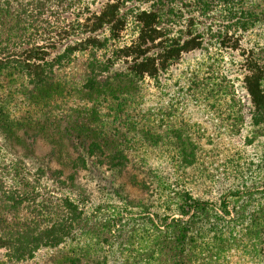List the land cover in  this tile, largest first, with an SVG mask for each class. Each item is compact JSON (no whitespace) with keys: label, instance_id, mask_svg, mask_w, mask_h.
<instances>
[{"label":"trees","instance_id":"trees-1","mask_svg":"<svg viewBox=\"0 0 264 264\" xmlns=\"http://www.w3.org/2000/svg\"><path fill=\"white\" fill-rule=\"evenodd\" d=\"M129 25L134 36L125 43ZM261 25L264 0H0V264H212L234 248L264 264V204L244 216L239 187L213 202L172 184L153 203L134 201L120 179L136 161L120 134L74 126L47 103L66 92L59 73L79 55L91 59L87 83L99 92L155 79L217 35L220 49L241 58L252 126L264 135V44L242 45ZM115 66L122 71L103 84V70ZM60 121L74 162L56 169L54 149L39 156L36 142L58 133ZM183 153L192 166L195 154ZM93 171L102 176L83 184L79 173ZM94 191L118 197L122 211ZM148 223L143 243L139 227Z\"/></svg>","mask_w":264,"mask_h":264},{"label":"rangeland","instance_id":"rangeland-1","mask_svg":"<svg viewBox=\"0 0 264 264\" xmlns=\"http://www.w3.org/2000/svg\"><path fill=\"white\" fill-rule=\"evenodd\" d=\"M133 36L134 28L129 25L123 42L128 43ZM210 36H206L202 49L184 54L157 78L135 79L129 86L128 80L121 85L114 82L115 87L99 92H92L87 83L91 59L87 54L79 55L59 73L66 92L47 103L49 109L63 110L66 114L62 116H71L74 126L85 122L89 128L106 132L105 138L120 134L123 152L136 161L120 179L134 201L153 203L157 201V191L171 184L173 188H189L193 194L213 202L221 200L226 191L237 192L239 187L242 202L238 205L244 207L245 216L264 204L258 194L264 183V135L252 126L253 110L243 88L239 54L220 49L215 42L217 35ZM257 44H264V25L245 34L242 40L244 47ZM99 55L97 60L101 61ZM115 67L103 70V84L116 71H122L123 67ZM37 108L42 109L43 104ZM60 122L55 125L59 134L41 136L36 142L39 156L54 149L57 158L51 166L56 169L63 168L62 161L74 162L60 134L67 123ZM184 151L195 154L192 166L181 160ZM69 173L66 169L64 178ZM100 175L96 171L90 176L80 172L79 178L93 187L95 181L90 177L98 180ZM94 192L97 200L112 202L117 205L116 212L122 211L123 202L118 197ZM247 192L252 198L243 194ZM235 206L233 202L231 207ZM130 210L138 214L139 209ZM151 228V223L139 227L143 243L149 241ZM226 256L212 264H262L235 248Z\"/></svg>","mask_w":264,"mask_h":264}]
</instances>
